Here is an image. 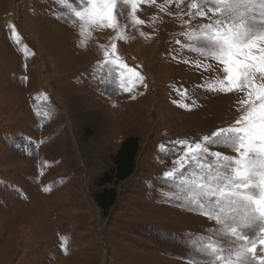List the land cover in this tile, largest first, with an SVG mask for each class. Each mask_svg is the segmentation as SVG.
Returning <instances> with one entry per match:
<instances>
[{
  "label": "rangeland",
  "instance_id": "rangeland-1",
  "mask_svg": "<svg viewBox=\"0 0 264 264\" xmlns=\"http://www.w3.org/2000/svg\"><path fill=\"white\" fill-rule=\"evenodd\" d=\"M193 2L116 0L106 28L74 15L87 0H0V264H224L199 246L234 260L246 242L231 228L264 227L187 202L200 169L184 145L239 158L212 134L236 126L247 98L213 90L224 66L195 37L220 17ZM130 136L133 174L101 186ZM105 187L118 193L108 213L95 201Z\"/></svg>",
  "mask_w": 264,
  "mask_h": 264
},
{
  "label": "snow or ice",
  "instance_id": "snow-or-ice-1",
  "mask_svg": "<svg viewBox=\"0 0 264 264\" xmlns=\"http://www.w3.org/2000/svg\"><path fill=\"white\" fill-rule=\"evenodd\" d=\"M209 5L208 11L219 14L220 18L200 25L195 39L224 66L225 79L213 90L244 92L247 98L239 104L246 108L236 126L221 128L212 134L217 138L212 143L232 148L239 153V158L209 151L207 145L200 143L184 145L188 149L185 158L194 159L200 169L199 180L193 178L189 182L195 187L189 189L192 194L187 202L221 223L222 217H230L233 221L239 219L244 226L256 221L264 224V0H196L191 8L197 9L195 15L205 17V7ZM115 8L116 0H87L81 10L74 8L73 12L86 23L111 28L115 26ZM112 47L115 50L116 45ZM119 67L135 71L123 61ZM135 74L138 80H143L139 73ZM197 152H203L204 156H198ZM167 175L174 178L175 174ZM206 206L212 210H206ZM231 234L246 242L235 250L234 260L231 252L224 256L223 246L215 241L201 244L200 250L214 260H223L224 264H246L249 254L264 264V247L257 257V245L264 246V227L256 237L244 235L237 227L231 228Z\"/></svg>",
  "mask_w": 264,
  "mask_h": 264
},
{
  "label": "trees",
  "instance_id": "trees-1",
  "mask_svg": "<svg viewBox=\"0 0 264 264\" xmlns=\"http://www.w3.org/2000/svg\"><path fill=\"white\" fill-rule=\"evenodd\" d=\"M139 148L138 137H127L118 149L113 167L99 178V184L105 186L109 183L123 181L131 176L136 167ZM117 194L115 187H105L95 195V201L105 213H108L116 202Z\"/></svg>",
  "mask_w": 264,
  "mask_h": 264
}]
</instances>
